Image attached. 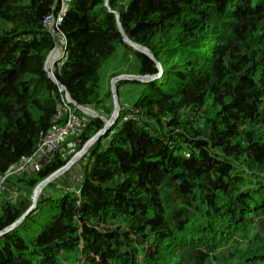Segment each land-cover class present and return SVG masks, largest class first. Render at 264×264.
I'll list each match as a JSON object with an SVG mask.
<instances>
[{"label": "trees", "instance_id": "1", "mask_svg": "<svg viewBox=\"0 0 264 264\" xmlns=\"http://www.w3.org/2000/svg\"><path fill=\"white\" fill-rule=\"evenodd\" d=\"M73 4L51 78L43 22L56 1L0 0V178L79 108L111 116L103 73L121 51L126 74L161 75L116 84V123L0 236V264H264V0ZM65 94L78 109L58 118ZM105 127L90 117L38 171L6 178L0 233L67 165L64 150Z\"/></svg>", "mask_w": 264, "mask_h": 264}, {"label": "built area", "instance_id": "2", "mask_svg": "<svg viewBox=\"0 0 264 264\" xmlns=\"http://www.w3.org/2000/svg\"><path fill=\"white\" fill-rule=\"evenodd\" d=\"M55 1L57 7L53 9V12L49 16H47L43 22L44 28L53 36V38L56 41V47L48 59V62L54 60L52 62L51 74H53L55 64L62 65L67 61L66 52H65L67 41L65 40L63 34L59 31V28L61 24L64 22V20H66V18L69 16L70 12L72 11L71 6L74 0H55ZM51 58L53 59L51 60ZM61 104L70 105L66 94ZM60 106H59L58 118H61ZM75 120L77 121L76 125L73 123ZM84 121L87 120H85L84 118L83 119L77 118L71 115L66 125L63 128L55 127L42 140L39 149L37 153L34 155V157L22 161L18 166L11 168L10 171L4 176V178H0V188L2 186L4 187V181L6 180L7 177H9L12 174H16L20 172L33 173L38 171L41 168L43 161L46 159V157L53 153L55 148L51 149V145H54L55 142H57V144L58 143L60 144L63 138L68 137L70 133L74 134L76 129L79 128L81 126V123ZM40 158H42V160H39ZM28 169L29 171H27Z\"/></svg>", "mask_w": 264, "mask_h": 264}, {"label": "rangeland", "instance_id": "3", "mask_svg": "<svg viewBox=\"0 0 264 264\" xmlns=\"http://www.w3.org/2000/svg\"><path fill=\"white\" fill-rule=\"evenodd\" d=\"M71 8H72V12H74L75 11V9H76V6L73 4L72 6H71ZM126 43V42H125ZM136 49H138V48H136ZM53 58H51V60H52ZM54 60H52V61H50L49 63H48V72H51V69H52V62H53ZM177 61L175 60V61H172L171 63H168L169 65L170 64H175ZM130 64H131V59H129V61H125V59L123 58V51H121V53H119V55L117 56V58L109 65V67L106 69V70H104V73H103V75H104V85H105V87L108 89V90H110L112 93H113V91H115V88H116V84L114 83V81L117 79V78H120V77H136V76H133V75H129V74H126L127 73V71H128V68L130 67ZM157 66H158V68H159V70H160V72L161 73H163V66L160 64V63H157ZM165 68V67H164ZM115 73H117V74H119L120 73V75L119 76H117V77H113L112 75H114ZM129 92V90L127 89V93ZM110 104H111V106H112V108H113V111H112V114H111V116L110 117H108L107 115H105L104 113L103 114H100V113H96L99 117H101L104 121H105V123H109L111 120H112V118L114 117V113H115V111H116V109H115V103H114V95L112 94V100L109 102ZM69 106H73V105H68V104H61V106H60V113H61V118H64V116H65V114L68 112H70V108L71 107H69ZM64 107H65V109H64ZM68 107H69V109H68ZM74 107V106H73ZM73 108H71V110H72ZM91 110V109H90ZM92 112H94L93 110H92ZM79 116H80V118H84L85 120H89V118L90 117H92V116H90V115H87V114H85L84 112H81V114H79ZM117 121V120H116ZM75 125L77 124V121L75 120L74 122H73ZM116 123V122H115ZM58 128H63V126H58ZM72 135V133H70L69 134V136H71ZM68 136V137H69ZM66 139V137L65 138H63V140H65ZM63 140L60 142V144L58 143L57 144V142H55V144L54 145H51V149H54V151H57L58 149H59V146L61 145V143L63 142ZM70 148V150H64V154H66V156H70V159H69V162L67 163V169H66V171L62 174V175H60L57 179H60V178H63L64 176H65V174L67 173V172H70V173H73V171H74V174L75 173H77V171L78 170H80L81 169V167L83 166V164H84V162H85V155L87 154V152H88V150L90 149V147L89 148H87V149H83V150H81V151H78V152H75V153H72L73 151V147L72 146H70L69 147ZM63 152V151H62ZM44 157V156H43ZM42 157V158H43ZM42 158H40L39 160H42ZM46 158H48V156L46 157ZM46 160V159H45ZM27 171H29V169L27 170ZM27 173H30V172H27ZM57 179H55V180H57ZM54 180V181H55ZM42 183V182H41ZM40 183V184H41ZM39 184V185H40ZM38 185V186H39ZM37 186V187H38ZM48 186V185H47ZM46 186V187H47ZM46 187H44L42 190H41V192H37L36 194H37V200L39 201V199H40V197H41V195L43 194V192L46 190ZM7 188L5 187V185H4V187L2 186L1 188H0V200L1 199H3V198H5L6 196H7ZM36 190V189H35ZM35 190H34V192H35ZM34 194V193H33ZM33 196V195H32ZM31 200H32V197H31Z\"/></svg>", "mask_w": 264, "mask_h": 264}, {"label": "water", "instance_id": "4", "mask_svg": "<svg viewBox=\"0 0 264 264\" xmlns=\"http://www.w3.org/2000/svg\"><path fill=\"white\" fill-rule=\"evenodd\" d=\"M106 6H108V0H106ZM117 18L119 19V16H117ZM119 28H120V31H122V28L121 26L119 25ZM125 42L128 46H130L133 50L135 51H138L140 53H143V54H146L148 56H150V53L143 47H140L132 42H130L129 40L125 39ZM138 49H136V48ZM159 76H156V77H147V78H140V77H120V78H117L114 83L117 84L119 81H123V80H126V81H140V82H150V81H153L155 79H158ZM114 95V103H115V113H114V117L112 118V120L109 122L110 124L107 125L105 127V129L100 132L96 137H94L91 141H89L86 146L84 147V149H87L89 147H91L95 142H97L116 122V120L118 119V116H119V112H120V106H119V102H118V97L116 95V88H115V91H113L112 93ZM67 97L70 99V103H73L70 96L67 95ZM82 112H84L85 114L87 115H90L92 117H97L98 115L94 112H92L91 110L87 109V108H79ZM67 165L60 169L59 171H57L56 173L52 174L50 177H48L46 180H44L35 190L33 196H32V206L31 208L29 209V211L27 212V214L19 221L17 222L15 225H13L12 227L8 228L7 230H5L4 232H1L0 233V236L14 230L16 227H18V225L25 219V217L27 215H29L31 212H33L36 208H37V203H38V200H37V190H39V187L43 186L46 187L47 185H49L50 183H52L55 179H57L60 175H62L66 169H67ZM41 192V191H40Z\"/></svg>", "mask_w": 264, "mask_h": 264}, {"label": "clouds", "instance_id": "5", "mask_svg": "<svg viewBox=\"0 0 264 264\" xmlns=\"http://www.w3.org/2000/svg\"><path fill=\"white\" fill-rule=\"evenodd\" d=\"M72 9V8H71ZM71 13V12H70ZM51 55V54H50ZM50 55L48 56V58H47V62H46V66H45V68H46V71L48 72V59H49V57H50ZM66 57H67V61H68V56H67V53H66ZM48 74H49V76L52 78L53 77V74H51V72H48ZM161 75V74H160ZM159 75V76H160ZM67 95V94H66ZM68 98V97H67ZM68 100H69V103L71 102L70 101V99L68 98ZM71 105H73L74 106V103H70ZM76 109H78L76 106H74ZM81 111V110H80Z\"/></svg>", "mask_w": 264, "mask_h": 264}, {"label": "bare ground", "instance_id": "6", "mask_svg": "<svg viewBox=\"0 0 264 264\" xmlns=\"http://www.w3.org/2000/svg\"><path fill=\"white\" fill-rule=\"evenodd\" d=\"M136 48V47H135ZM110 123H106V126L109 125ZM44 188V185L39 187V190H37V192H40L42 189Z\"/></svg>", "mask_w": 264, "mask_h": 264}]
</instances>
